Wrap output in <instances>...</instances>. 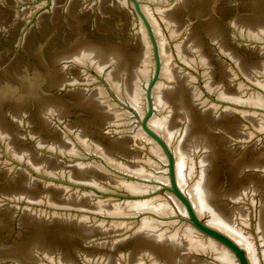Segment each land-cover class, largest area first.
<instances>
[{"label":"water","instance_id":"obj_1","mask_svg":"<svg viewBox=\"0 0 264 264\" xmlns=\"http://www.w3.org/2000/svg\"><path fill=\"white\" fill-rule=\"evenodd\" d=\"M0 264H264V0H0Z\"/></svg>","mask_w":264,"mask_h":264}]
</instances>
